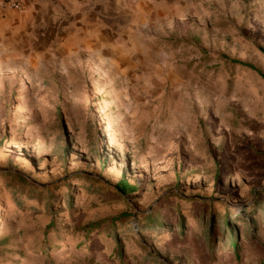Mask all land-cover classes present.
Wrapping results in <instances>:
<instances>
[{
  "label": "rangeland",
  "instance_id": "rangeland-1",
  "mask_svg": "<svg viewBox=\"0 0 264 264\" xmlns=\"http://www.w3.org/2000/svg\"><path fill=\"white\" fill-rule=\"evenodd\" d=\"M160 34L133 69L0 70V264H264V0Z\"/></svg>",
  "mask_w": 264,
  "mask_h": 264
},
{
  "label": "crops",
  "instance_id": "crops-1",
  "mask_svg": "<svg viewBox=\"0 0 264 264\" xmlns=\"http://www.w3.org/2000/svg\"><path fill=\"white\" fill-rule=\"evenodd\" d=\"M21 1L22 11L0 13V56L12 58L1 71L66 73L86 61L133 69L152 34L173 32L209 0Z\"/></svg>",
  "mask_w": 264,
  "mask_h": 264
},
{
  "label": "built area",
  "instance_id": "built-area-1",
  "mask_svg": "<svg viewBox=\"0 0 264 264\" xmlns=\"http://www.w3.org/2000/svg\"><path fill=\"white\" fill-rule=\"evenodd\" d=\"M22 11L23 4L21 0H0V13L7 11Z\"/></svg>",
  "mask_w": 264,
  "mask_h": 264
},
{
  "label": "trees",
  "instance_id": "trees-1",
  "mask_svg": "<svg viewBox=\"0 0 264 264\" xmlns=\"http://www.w3.org/2000/svg\"><path fill=\"white\" fill-rule=\"evenodd\" d=\"M263 52H264V50H262ZM117 188L120 190V192L123 194V195H126L127 194V191H128V189L130 188L129 187V185L127 184V183H120V184H118L117 185ZM48 195V197L50 198V194H47ZM158 217H160V218H162L161 216H160V214L158 213L157 215H155V216H150V217H148V219H146L147 220V222L148 223H153V222H157L158 220ZM226 224H230V221H229V218L227 217L226 219ZM115 228V227H114ZM235 238H236V236H235Z\"/></svg>",
  "mask_w": 264,
  "mask_h": 264
}]
</instances>
